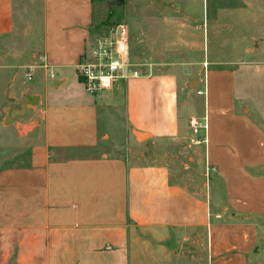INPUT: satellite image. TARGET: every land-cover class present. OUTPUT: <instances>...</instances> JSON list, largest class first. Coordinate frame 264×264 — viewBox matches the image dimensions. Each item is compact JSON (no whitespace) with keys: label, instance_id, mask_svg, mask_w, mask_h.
<instances>
[{"label":"crops","instance_id":"1","mask_svg":"<svg viewBox=\"0 0 264 264\" xmlns=\"http://www.w3.org/2000/svg\"><path fill=\"white\" fill-rule=\"evenodd\" d=\"M103 1L0 0V56L34 75L14 87L16 117L0 129V264H264V100L244 99L236 69L228 110L205 108L209 144L191 157L217 169L225 197L172 161L147 162L186 137L181 106L189 124L195 81L140 73L88 93L77 65ZM130 133L151 150L131 154Z\"/></svg>","mask_w":264,"mask_h":264},{"label":"rangeland","instance_id":"2","mask_svg":"<svg viewBox=\"0 0 264 264\" xmlns=\"http://www.w3.org/2000/svg\"><path fill=\"white\" fill-rule=\"evenodd\" d=\"M96 10L94 36L105 32L107 27L124 25L130 46L129 62L141 74H168L176 70L185 77L184 80L195 81L187 87L195 96L190 103L196 113L205 116V108L207 112L216 109L214 115H218L220 107L228 110L226 105L231 101L229 95L233 82L231 75L236 69V84L244 99L249 97L259 103V99L264 100V0H108L97 3ZM182 20H186V35L178 25ZM255 61L260 64L253 63ZM23 63L14 61L11 56H0L1 130L6 126L5 119L9 118L6 124H10L16 117L14 109H8L15 100L14 87L18 84L23 90L34 83L26 76L32 74L33 69H25ZM246 63L249 65L243 67ZM200 90L203 93L200 94ZM26 97L22 96L21 103L26 104ZM182 100L183 96H180V102ZM30 106L25 119L35 111L34 106ZM181 109L183 111L184 107ZM182 111L181 126L187 131L186 137L176 142H164L160 149L145 153V158L147 162L154 158L158 163L169 165L172 161V165L181 168L177 172L180 177L186 171L189 181L197 188L200 185L207 193L213 190V195L218 191L219 197L223 198L227 194L225 187L216 186L221 181V174L209 163L201 169L191 157L200 145L209 144L208 134V142L194 143L195 137L188 131L189 124ZM199 114L195 116L201 117ZM117 125L112 124V128ZM8 134V131L1 133L3 136ZM130 136L131 154L140 148L143 152L151 150V140L138 143L133 141V134Z\"/></svg>","mask_w":264,"mask_h":264},{"label":"built area","instance_id":"3","mask_svg":"<svg viewBox=\"0 0 264 264\" xmlns=\"http://www.w3.org/2000/svg\"><path fill=\"white\" fill-rule=\"evenodd\" d=\"M129 54L128 32L124 25L107 27L105 32L99 33L90 50L77 65V72L87 92L97 95L111 89L120 80L139 76V70L129 62ZM26 76L33 78L31 73ZM201 93L203 92L200 90ZM189 126L195 137L194 143L208 142L207 116H191Z\"/></svg>","mask_w":264,"mask_h":264},{"label":"water","instance_id":"4","mask_svg":"<svg viewBox=\"0 0 264 264\" xmlns=\"http://www.w3.org/2000/svg\"><path fill=\"white\" fill-rule=\"evenodd\" d=\"M35 99V96H31L30 99L28 100V102L30 103H35L33 100ZM134 134H136L138 139H142L145 138L147 136V133H142L139 131H134Z\"/></svg>","mask_w":264,"mask_h":264}]
</instances>
